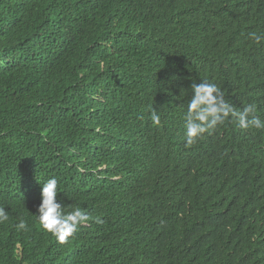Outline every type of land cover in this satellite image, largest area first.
<instances>
[{"label":"trees","instance_id":"obj_1","mask_svg":"<svg viewBox=\"0 0 264 264\" xmlns=\"http://www.w3.org/2000/svg\"><path fill=\"white\" fill-rule=\"evenodd\" d=\"M205 82L264 122V0H0V264H264V129L188 145Z\"/></svg>","mask_w":264,"mask_h":264},{"label":"clouds","instance_id":"obj_2","mask_svg":"<svg viewBox=\"0 0 264 264\" xmlns=\"http://www.w3.org/2000/svg\"><path fill=\"white\" fill-rule=\"evenodd\" d=\"M250 35L257 42L262 39L255 33ZM194 90L195 96L189 102L186 114L185 126L188 145L194 143L195 138L208 130L210 127L209 118H212V124H223L229 118H233L238 119L239 126L242 128L254 126L258 129H264V122L258 117L249 118L254 111L252 105H247L242 112H237L232 105L223 100V93L215 84L205 82L199 86H194ZM151 118L155 125L160 124V117L155 112L152 113ZM57 194L58 180L55 177L48 179L42 189L43 201L39 209V223L45 230L51 232L60 243H64L67 237L72 235L78 226L87 221L89 217L79 209L63 215L61 205L56 202ZM7 218V215L0 210V221ZM17 227L23 229L26 224L21 221Z\"/></svg>","mask_w":264,"mask_h":264},{"label":"bare ground","instance_id":"obj_3","mask_svg":"<svg viewBox=\"0 0 264 264\" xmlns=\"http://www.w3.org/2000/svg\"><path fill=\"white\" fill-rule=\"evenodd\" d=\"M238 110V109H237ZM215 136V135H214ZM217 137V136H216ZM213 143V142H212Z\"/></svg>","mask_w":264,"mask_h":264}]
</instances>
